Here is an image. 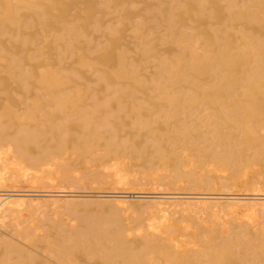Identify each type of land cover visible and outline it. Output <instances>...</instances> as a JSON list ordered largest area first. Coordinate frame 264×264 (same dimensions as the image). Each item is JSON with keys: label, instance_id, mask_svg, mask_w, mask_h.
Segmentation results:
<instances>
[{"label": "bare ground", "instance_id": "6f19581e", "mask_svg": "<svg viewBox=\"0 0 264 264\" xmlns=\"http://www.w3.org/2000/svg\"><path fill=\"white\" fill-rule=\"evenodd\" d=\"M259 163L264 0H0V264H264Z\"/></svg>", "mask_w": 264, "mask_h": 264}, {"label": "rangeland", "instance_id": "374dc122", "mask_svg": "<svg viewBox=\"0 0 264 264\" xmlns=\"http://www.w3.org/2000/svg\"><path fill=\"white\" fill-rule=\"evenodd\" d=\"M97 148H95V146L92 148V150L91 151H94V150H96ZM101 151V148H98L97 150H96V152L97 153H99ZM256 168H258V169H261V170H263L264 169V166L262 165V164H258V165H256L255 166ZM80 170H83V169H80ZM138 170H142L143 171V168H140V169H138ZM89 180L88 179H86V178H83V180H81L80 181V184H79V186L81 187V189H83V190H89V191H93V190H96V186L94 185V184H92V183H89L88 182ZM252 182H255V180H253ZM58 184H56V186L58 187H62V182H57ZM252 185V184H251ZM144 186H147V184H144ZM62 189V188H61ZM264 190V189H263ZM93 206H96V205H93ZM45 208H42V210H44ZM45 211H47V215H49V217L51 218V219H60L61 221H62V219H68V218H71V216H69V215H65V214H62V205L61 206H57V207H55V208H51V209H45ZM42 212V211H41ZM44 215H39V217H37V218H30L29 220H28V222L29 223H32V224H35V223H41V218L43 217ZM131 220H134V221H136V219H131Z\"/></svg>", "mask_w": 264, "mask_h": 264}]
</instances>
